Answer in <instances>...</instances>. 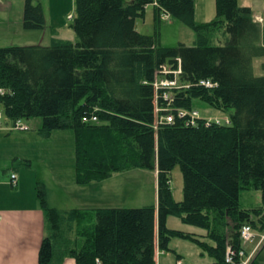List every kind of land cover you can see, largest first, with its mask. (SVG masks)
I'll use <instances>...</instances> for the list:
<instances>
[{"label": "trees", "instance_id": "obj_1", "mask_svg": "<svg viewBox=\"0 0 264 264\" xmlns=\"http://www.w3.org/2000/svg\"><path fill=\"white\" fill-rule=\"evenodd\" d=\"M74 2V42L0 47V124L26 127L39 119L33 130L42 138L73 130L78 184L156 169L157 205L60 209L37 183L51 228L38 264H59L65 255L75 264H155L156 247L169 250L173 238L194 241L212 264H229L228 249L239 263L242 226L264 233V74L253 66L264 59V44L252 9L216 0V17L197 23L194 0ZM148 6L157 20L166 14L189 27L193 44L165 47L158 29L140 33L136 19ZM23 27H45L40 4L26 0ZM166 79L176 85L155 86ZM197 101L226 119L192 116ZM175 165L183 177L181 201L170 187ZM252 190L261 202L247 206L241 195ZM169 216L208 239L168 228ZM257 251L248 264H257Z\"/></svg>", "mask_w": 264, "mask_h": 264}, {"label": "rangeland", "instance_id": "obj_2", "mask_svg": "<svg viewBox=\"0 0 264 264\" xmlns=\"http://www.w3.org/2000/svg\"><path fill=\"white\" fill-rule=\"evenodd\" d=\"M74 3L72 2L69 6L67 2H64L62 6H59L57 17L60 20L56 19L55 25H57V28H55V31H53V25L49 23V20L53 18L51 13L56 9L50 10L47 4L42 7L45 16L44 28L46 30L44 42L40 39L41 33L37 40L39 32H42V30L24 29L29 32L26 36L22 31L23 27L20 29L17 26L18 4H12V10L8 14L7 21L11 24L13 30L18 28L19 31H14L15 35L9 38L13 40L12 42H15L14 44L21 45L41 41L43 46H49L51 42L58 39L74 42V32L71 28L75 13ZM237 4L240 7H250L253 10L254 18H256L255 14H259L261 15L258 18L259 21L263 19L264 0H237ZM154 13L153 7L148 6L145 10L144 18L142 20L136 19L135 27L140 33L153 34L158 29L161 45L165 47H174L179 43L185 45L193 44L195 35L189 27L177 18H171L166 14H161L157 17V20ZM194 17L197 23L214 19L216 17V0H194ZM0 19V29H2L5 25H1L3 22L1 14ZM51 36L52 39L50 41L49 38ZM9 38L8 36H0V45L7 44ZM262 43L264 44V31ZM253 63L255 74H264L262 67L264 59L256 58ZM195 105L198 110L197 114L204 115L207 119L215 121H221L222 118L226 119L223 117L224 114L212 109L204 102L197 101ZM25 123L27 126L23 125L22 127L29 129L28 131H21L14 127L12 123L2 122L0 124V182L6 184V186H0V195L6 204L7 200H9L8 198H12L11 196L17 191L10 184V175L14 174L17 176L20 172L24 179L25 177L27 179L34 178L37 183L44 184L48 202H50V205L60 209H72L88 204L126 208L146 205L156 207V169L134 168L117 172L112 174L107 180L102 181V185L95 186L93 183L78 184L75 171L76 141L74 131L71 129L54 130L48 138H42L33 130L36 124L40 123L39 119H32ZM26 162H29L30 166L27 167ZM169 175L172 196L175 201H181L183 197V177L180 166L175 165ZM92 186L96 187L97 193H91ZM22 192L24 194L21 202L25 203L23 198L28 197V190L25 188ZM241 196L243 203L247 204V206L261 202V195L258 190L243 193ZM166 225L168 228L181 230L192 235L204 232L197 227L182 223L179 218L173 216L167 218ZM255 231H252V237L248 241L242 242V246L250 251L257 242L259 252L257 251L256 263L264 264V245L259 249L264 243V233ZM157 256L158 264H210L212 261V258L194 241L181 238H173L169 242V250L162 251ZM178 256L181 257L180 262L177 261ZM248 256H251L250 252ZM63 264L69 263L65 261Z\"/></svg>", "mask_w": 264, "mask_h": 264}, {"label": "crops", "instance_id": "obj_3", "mask_svg": "<svg viewBox=\"0 0 264 264\" xmlns=\"http://www.w3.org/2000/svg\"><path fill=\"white\" fill-rule=\"evenodd\" d=\"M25 2L26 0H0V14L3 21L1 25H5L4 28L0 29L1 37L8 36L9 38L15 35L14 31H19L18 28L16 30H13V27L7 21L8 14L12 10V4L14 3L18 4L17 26L20 27V29L23 27V24H21V22H23ZM64 2H67L68 5L70 6L72 2L74 3V0H32V3L34 5L40 4L43 7L45 4H47L49 5L48 7L50 8V10L56 9L53 13H51L53 18L49 20V23L53 25V31H55L56 30L55 28H57V25H55L56 19H59L57 17L58 8L59 6H62ZM244 7H248V6H244ZM255 15L256 18H254V20L258 23L260 22L259 24L262 28V31H264L263 30L264 17L259 21L258 18H260L259 16L261 15L259 14H255ZM54 17L56 18L54 19ZM201 23H206V22H201ZM39 30H42V32H39L37 40L39 39L41 33L40 39H42V42H44V36H46V30L45 28ZM22 31L26 36L29 33L28 31L24 30V27L22 28ZM51 39L52 36L49 38V40L51 41ZM12 41L13 40L9 38L7 44L0 45V47L29 46V45H37V44L42 45L41 41L26 45L14 44L15 42ZM26 166L27 167L30 166L29 162H26ZM18 176L20 182L18 181ZM25 182L27 183L25 184ZM35 182L36 179L34 178L27 179L25 177L24 179L23 175L21 176L19 172L18 175L16 176V186L14 187L17 191L15 192V194L11 196L12 198H8L9 200H7V204L0 195V264H38L39 249L42 239L50 235L51 228L49 224L48 213L46 209L42 206L41 201L37 196V191L35 186L37 182L36 183ZM102 183L103 182L93 183V184L96 186V185H102ZM3 185L6 186V184L0 182V186ZM95 186H92V191H91L92 194L97 193ZM25 188L28 190V197L23 198L25 201L24 203L21 201L23 197L22 195L24 194L22 191H24ZM107 207H114V206H99V205L94 206L88 204V205L78 206L76 208L96 209V208H107ZM194 234L201 240L205 239L204 238L205 232L194 233ZM81 244H83L82 239L79 240V245ZM256 246H257V242L255 243V245H253L250 251L246 250L245 248L244 250L245 252L249 253ZM161 252L162 251L156 247L154 254L155 264H158L157 255H159ZM65 261L68 262L69 264H75V260L68 255H65L62 258V260L59 262V264H63V262ZM177 261L180 262L181 257L178 256ZM213 262L214 261L212 259L210 264H212Z\"/></svg>", "mask_w": 264, "mask_h": 264}, {"label": "built area", "instance_id": "obj_4", "mask_svg": "<svg viewBox=\"0 0 264 264\" xmlns=\"http://www.w3.org/2000/svg\"><path fill=\"white\" fill-rule=\"evenodd\" d=\"M175 85H176L175 81H171V80H167V79L161 81L159 84L155 83V86L157 88L158 87H171V86H175ZM192 116H198L197 112L196 111L193 112L192 113ZM1 117H2V115L0 113V119H1ZM171 119L172 118H171L170 115H166V117H165V120L166 121L170 122ZM92 120L95 121L96 120V117H92ZM83 121H87V119L86 118H83ZM217 122H219V121H217ZM10 180H11L12 186H15V184H16V177H15L14 174H11ZM251 237H252V228L250 227V225H243L242 228L240 229V238L242 240H244V241H247ZM238 255H239V257H240L241 260L237 264H248L249 263V260H250L251 256H248V257L244 258V253L242 251H239ZM225 261H226V263H229V264H236V263H233V261H232V253H231L230 249H228L227 252H226Z\"/></svg>", "mask_w": 264, "mask_h": 264}]
</instances>
